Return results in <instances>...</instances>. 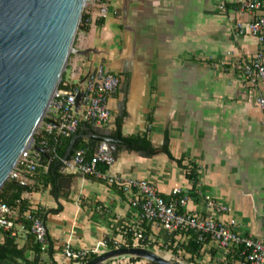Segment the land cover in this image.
I'll return each mask as SVG.
<instances>
[{
    "label": "crops",
    "instance_id": "1",
    "mask_svg": "<svg viewBox=\"0 0 264 264\" xmlns=\"http://www.w3.org/2000/svg\"><path fill=\"white\" fill-rule=\"evenodd\" d=\"M241 1L110 0L107 18L78 32L75 47L88 54L70 56L65 79L82 82L99 65L121 78L109 102L110 123L82 124L79 139L111 138L118 125L124 137L146 136L155 148L168 136L172 158L129 149L111 138L116 155L112 174L148 181L164 198L179 188L190 198L185 211L223 223L233 219L241 235L263 238L264 123L256 93L242 76L258 42L250 34H240L238 24L264 15V7L253 13L240 11ZM74 69L80 77L72 81ZM48 165L29 182L34 190L25 198L47 225L56 264H73L64 255L67 245L94 250L106 242L85 260L90 261L112 249L115 241H128L126 231L138 228L158 251H167L172 240L174 246L188 241L157 224L141 225L132 197L105 181L61 168L60 188L46 183ZM193 167L195 180L188 177ZM206 196L231 211L216 213L207 206ZM17 230L19 236L26 235L22 226ZM3 239L0 233V242ZM204 249L201 263L213 259L218 264L215 246L209 243ZM104 264L147 261L133 263L123 257Z\"/></svg>",
    "mask_w": 264,
    "mask_h": 264
},
{
    "label": "built area",
    "instance_id": "2",
    "mask_svg": "<svg viewBox=\"0 0 264 264\" xmlns=\"http://www.w3.org/2000/svg\"><path fill=\"white\" fill-rule=\"evenodd\" d=\"M109 1L87 0L83 11L84 18L80 24L90 27L96 21L105 20L109 13ZM238 6L240 11L253 13L261 10L264 2L242 0ZM222 7L224 8V5ZM238 32L250 34L258 42V50L251 61L243 67L242 76L246 87L256 93L255 104L262 114L264 123V15L257 16L248 23H239ZM77 51L78 48L75 47L71 55H78ZM86 76L84 83L78 81L70 84L69 81L61 80L60 84L63 82V87H58L45 118L35 133L38 142L34 139L32 146L22 153L19 159L20 170L12 180L18 181L22 186L28 185L29 176L36 172L43 154L34 149L38 146L46 153H51V161H61L64 172L105 181L110 186L117 187L125 195L131 196V205L137 211L141 225L157 224L169 233L194 232L199 242L209 240V243L215 246L219 252L218 264H227L226 257L233 248L239 252L240 260L237 264H264V237L241 235L236 231V221L233 219L229 223H223L213 216L199 217L185 211L190 198L179 188L173 190L170 198H164L148 181L127 179L112 174L111 168L116 163V156L107 140L98 142L92 155L87 148H80L75 149L67 161L59 156L58 151L62 141L76 136L82 124L104 126L111 121L109 102L121 87L120 76L110 72L104 65H99ZM79 77V70L74 69L70 79L73 81ZM68 85L71 86L69 89L66 88ZM80 93L82 98L77 109V96ZM205 200L207 206L216 213L231 211L227 206L219 205L210 196H206ZM13 214L7 205L0 203V232L14 227L11 220ZM27 216L32 223L31 231L41 245L42 252H47L49 249L47 225L37 211H32ZM126 234L132 236L133 245L129 246L126 240L115 241L114 248L110 250L146 248L144 242L146 236L142 228L127 230ZM148 243L151 244L149 239ZM100 246L106 247V242L99 243L94 250L87 247L75 250L67 245L64 255L73 264H83L87 262L85 260L91 253L98 252Z\"/></svg>",
    "mask_w": 264,
    "mask_h": 264
},
{
    "label": "water",
    "instance_id": "3",
    "mask_svg": "<svg viewBox=\"0 0 264 264\" xmlns=\"http://www.w3.org/2000/svg\"><path fill=\"white\" fill-rule=\"evenodd\" d=\"M86 1L0 0V190L15 177L22 153L34 143L75 50ZM77 54L85 56L88 51L78 49ZM81 98L80 93L77 109ZM79 137L71 140L64 161L71 157ZM104 140L113 142L109 137ZM110 146L114 152V144ZM34 149L45 154L38 146ZM124 256L186 264L136 247L110 250L84 264H104Z\"/></svg>",
    "mask_w": 264,
    "mask_h": 264
},
{
    "label": "trees",
    "instance_id": "4",
    "mask_svg": "<svg viewBox=\"0 0 264 264\" xmlns=\"http://www.w3.org/2000/svg\"><path fill=\"white\" fill-rule=\"evenodd\" d=\"M84 15L82 17V20ZM102 22V21H101ZM99 22V23H101ZM88 30V27H84L80 24L79 31ZM65 73L63 74L62 81L64 82L66 79ZM62 82V83H63ZM62 83L59 85V88L63 87ZM71 86L68 85L66 88L69 89ZM87 125V124H86ZM80 131L78 130V135ZM75 136V135H74ZM71 138L64 139L59 147V156L64 159L66 155V151L70 145ZM111 138L113 140L119 141L122 144L126 145L127 148L139 151H145L149 154H158V153H166L171 157L169 151V139L168 136L165 138V142L163 146L160 148H155L150 140L146 136H134V137H124L121 133L120 125L117 126V129L112 133ZM36 142H38V138L36 135L34 136ZM104 140L101 139H90L88 141L78 139L75 144V149L87 148L89 150V154L92 155L94 153V147L98 142ZM116 156V155H115ZM51 158V153L41 154L39 167L36 172L29 176V182L34 181L38 177L40 167L48 165V159ZM172 158V157H171ZM70 159V158H69ZM62 168L61 161H50L47 172L43 174V179H45L46 183H51L54 187L57 186L60 188L62 185V175L60 173ZM197 176L196 170L193 167L191 169L188 177L191 180H195ZM71 178V177H68ZM34 185L28 183L27 186H22L18 181L8 180L5 185L0 190V203L7 205L10 210L14 213L11 220L14 223V227L10 230L1 231L0 233L3 235L4 239L0 242V261L4 264H56L52 258V247H50L47 252L43 253L41 250V245L37 242L35 235L31 231V221L28 219L27 214L32 213V206L25 198V195L32 192ZM22 226L26 235L19 236L17 227ZM182 235H186L188 241L186 243L178 244L174 246L175 241H171V245L168 246L167 251H172L174 256L181 257V260L188 264H202L200 259L203 258L205 252V245L209 244V240L205 242H199L197 240V235L194 232H187L186 234L180 233ZM145 247L149 250H152L151 245L148 243V237L145 234ZM132 236L130 234L125 235V238L128 239L129 246H132ZM22 240V242H21ZM112 249L114 246L111 247ZM153 251V250H152ZM183 254V255H182ZM214 254V253H213ZM182 255V256H181ZM214 256V255H213ZM97 256H93L90 260ZM131 262L136 263L138 261H144L138 257H130L128 256ZM240 260L239 252L236 248H233L228 253L226 257L227 264H237ZM85 263V262H84ZM83 263V264H84ZM147 264H157L154 262L147 261ZM208 264H214L213 259Z\"/></svg>",
    "mask_w": 264,
    "mask_h": 264
},
{
    "label": "rangeland",
    "instance_id": "5",
    "mask_svg": "<svg viewBox=\"0 0 264 264\" xmlns=\"http://www.w3.org/2000/svg\"><path fill=\"white\" fill-rule=\"evenodd\" d=\"M79 32V31H78ZM75 45H76V41H75ZM67 81H70L69 80V76L67 77ZM35 136V135H34ZM152 250H155L159 255H161V256H163V257H166L167 259H169V260H171V261H173V262H175V261H180V262H183L182 260H181V257H176V256H174V254H173V252H169V251H162V250H157L156 248H154V247H152ZM183 255V254H182ZM181 255V256H182ZM125 258H128V256H125ZM117 259H122L121 257H118ZM183 263H185V262H183ZM186 264H188V263H186ZM208 264V263H207Z\"/></svg>",
    "mask_w": 264,
    "mask_h": 264
}]
</instances>
